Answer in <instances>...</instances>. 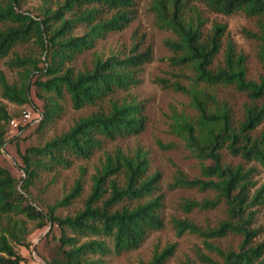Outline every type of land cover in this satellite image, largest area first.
Listing matches in <instances>:
<instances>
[{"label": "trees", "instance_id": "16d2710c", "mask_svg": "<svg viewBox=\"0 0 264 264\" xmlns=\"http://www.w3.org/2000/svg\"><path fill=\"white\" fill-rule=\"evenodd\" d=\"M211 12L229 15L243 12L255 17L260 40L257 56L264 70V0H197ZM136 0H42L40 13L22 10L21 0H0V61L17 69L16 79L9 81L0 71V97L18 105L32 103L31 89L43 100L39 125L51 121L61 110L58 99L68 95L72 107L95 106L96 110L77 117L64 132L42 144L28 145L20 153L24 176L15 177L0 165V264H21L22 255L16 245L28 247L31 226L59 229L56 245L46 264H106L105 257L138 247L147 234L162 226L160 197L150 198L157 174L146 175V151L136 148L126 153L116 147L105 152L91 175L90 192L83 207L73 214L59 215L57 208L69 205L83 189L84 168L71 188L54 203L44 208L36 204L30 187L42 170L56 166L67 168L73 158L89 159L102 147L104 139H114L140 132L145 124L142 101L114 97L119 89L127 90L139 79L142 65L150 60L151 51L128 50L102 56L94 53L90 67L77 68L76 57L92 48L97 39L110 31L121 30L134 18ZM148 10L154 23L172 33L164 45L172 52L171 64L191 70L186 85L175 80L173 89L188 97L193 113L173 111L170 131L201 160L202 172L215 180L188 179L177 171L176 184L212 186L228 204V219L205 231L206 236L221 237L228 232L240 233L243 241L238 250L220 252L225 264H264V239L251 240L257 230L251 227V206L264 200V183L249 195L255 186L253 168L224 165L219 149L253 160L264 168V131L256 137L251 130L264 119V78H246L244 56L235 51L231 40L223 50V65L211 68L222 46L225 25L214 21L205 29L206 19L198 5L190 0H149ZM77 26L82 33H74ZM29 37L40 47V55L18 53L14 48ZM233 85L251 102L237 123L229 107L221 103L212 88ZM107 101L106 107L104 102ZM14 114L0 100V153L9 140V121ZM25 126H18L23 130ZM17 143V142H16ZM210 163L204 165V159ZM123 178L122 184L117 177ZM107 193V195H105ZM145 201L140 199L145 198ZM135 199L136 204L112 210L121 200ZM187 206L196 204L188 201ZM180 233L185 228L197 230L188 220H177ZM172 246L156 253L147 264H161ZM207 264H221L203 256Z\"/></svg>", "mask_w": 264, "mask_h": 264}, {"label": "rangeland", "instance_id": "374dc122", "mask_svg": "<svg viewBox=\"0 0 264 264\" xmlns=\"http://www.w3.org/2000/svg\"><path fill=\"white\" fill-rule=\"evenodd\" d=\"M51 1L54 3L57 0ZM148 1L136 0L134 18L126 27L110 31L105 37L97 39L92 48L84 50L74 61L77 68H85L91 66L94 53L102 56L121 51L123 53L133 45L139 51L148 48L151 51V58L138 72L139 81L127 90L119 89L114 95L118 98H135L143 102L146 118L143 129L136 134L104 139L102 147L89 159L73 158L71 165L67 168L56 166L50 170H42L38 179L30 187L31 195L35 198L36 204L45 209L47 204L54 203L68 192L74 179L80 174V167H83L85 170L82 192L69 205L57 208L59 215L73 214L83 207L84 200L90 192L91 175L105 152H111L119 147L126 153H132L136 148H140L147 154L146 175L157 174L150 198L160 197L159 211L162 226L151 230L138 247L119 254L107 255L106 264H147L154 254L162 252L168 246H172L171 252L161 264H207L203 260L204 255L225 264L220 252L238 250L243 236L233 232H228L221 237L203 234L229 218L225 198L212 186L200 184L172 186L177 171H181L188 179L215 180L216 177L204 174L201 160L193 155L179 136L170 131L173 111L189 114L194 111L189 105L188 97L181 91L173 89L169 83L177 80L187 85L192 72L187 67L171 64L169 56L172 52L164 45V40L173 35L169 30L159 28L154 23L153 15L147 8ZM191 1L199 6L202 17L206 19L204 25L206 30L210 29L214 21L225 25L222 46L214 57L211 68L215 69L223 65V50L226 42L231 40L235 51L244 56L246 78L254 81L264 78V70L257 56L260 40L254 35L259 34L256 18L247 16L243 12L229 15L211 12L197 0ZM41 5L42 0H21L20 9L38 14ZM82 32V26H77L74 30V33ZM14 50L18 53L40 55V47L34 37H29L18 44ZM6 60L7 58H4L0 61V71L9 81H13L16 79L17 69L9 67ZM212 91L221 103L227 104L236 123L242 119L245 105L251 102L245 92L236 89L233 85H217L212 88ZM30 98L32 103L18 105L0 97L8 111L14 114L12 117L14 122L9 121L8 137L17 136V140H9L3 146L0 153V165L17 178L24 176L20 153L26 146L42 144L66 131L80 115L96 110L95 106L76 109L72 107L68 95H65L58 99L61 110L55 117L39 125L43 100L35 95L33 88ZM106 105L107 101L104 102L103 107ZM18 126H25V128L19 130ZM263 131L264 119L250 133L256 137ZM219 154L224 165H241L244 169L253 168L252 179L255 181V186L250 189L251 197L255 189L264 183V168L253 160H246L239 154H232L225 146L219 149ZM210 162L208 158L203 160L204 165ZM117 180L122 184L121 176H118ZM145 200L146 197L139 202ZM188 201H194L196 204L189 207L186 204ZM134 204H136L135 199L125 198L113 205L111 209ZM249 211L254 212L251 215V227L257 232L251 243L256 244L264 239V200L251 206L246 212ZM184 219L195 225L197 230L185 228L179 233L176 221ZM30 226L31 230L27 236L30 245L15 246L23 257L21 264H46L44 257H49L53 252L59 229L54 227L50 234L45 235L49 229L48 225L43 228H34L30 223Z\"/></svg>", "mask_w": 264, "mask_h": 264}, {"label": "built area", "instance_id": "2783aa9c", "mask_svg": "<svg viewBox=\"0 0 264 264\" xmlns=\"http://www.w3.org/2000/svg\"><path fill=\"white\" fill-rule=\"evenodd\" d=\"M25 116H28V114H25ZM10 122L13 123L14 122V119H11Z\"/></svg>", "mask_w": 264, "mask_h": 264}]
</instances>
